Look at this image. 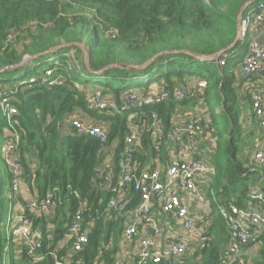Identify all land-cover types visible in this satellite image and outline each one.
I'll return each mask as SVG.
<instances>
[{
    "label": "trees",
    "instance_id": "obj_1",
    "mask_svg": "<svg viewBox=\"0 0 264 264\" xmlns=\"http://www.w3.org/2000/svg\"><path fill=\"white\" fill-rule=\"evenodd\" d=\"M248 1L254 2L0 0V86L12 91L8 96L16 108L10 119L0 108V136L6 141L5 136L13 129L18 132V148L13 156L23 165L22 180L38 199L53 188L58 189L49 213L34 214L42 247L37 252L41 258L30 262L26 248L21 246L17 253L15 243L7 240L2 226L10 201L13 206L17 202L23 206L26 199L20 194L14 199L2 196L5 179L0 178V264L5 258L7 264H55L52 252L60 260L68 256L69 264H113L119 256L123 220H104L100 215L112 194L97 179L96 172L111 153L113 181L117 180L120 154L129 130L127 116L133 112H139L147 126L153 121L151 113L155 112L162 131L161 141L155 139L152 127L140 133V145L133 153L138 170L159 164L165 166L170 161L172 143L176 142L169 137L176 109L187 104L198 105L196 98H201L200 105L204 108L201 115L210 121V141L214 143L209 159L216 168L214 190L228 192L245 180L243 174L248 167L236 157L243 125L233 68L242 60L246 49L240 48L237 55L232 51L240 44L247 46V37L241 42L235 39L237 14ZM76 42L87 45L90 70L82 61V66L74 62L71 51L81 53ZM223 50L228 52L223 66L196 57ZM24 59L29 64L19 67ZM19 68H24L23 74L16 75ZM46 69L52 71L50 79L61 83L48 85L43 81ZM4 74H13V77H4ZM31 78L34 81L30 82ZM195 80L197 84L191 83ZM176 87H196L198 96L188 94L181 100L176 99L172 95ZM95 89H100L104 99L116 106L129 91L144 95L164 89L169 98L109 115L86 108L87 97ZM73 111L86 119L94 118V123L107 132V141L77 134L70 122ZM217 122L227 130L222 155H219L222 146ZM156 142L159 151L155 150ZM7 177L11 180L10 172ZM128 191V208H132L138 194L131 187ZM247 191L243 186L233 203L246 206ZM80 201H85L89 208L82 211L83 227L88 229L87 243L82 251L72 253L66 228L72 214L80 208ZM212 207L213 212L217 211L215 203ZM205 231L209 239L196 247L186 264L218 263L229 240L218 211L213 224Z\"/></svg>",
    "mask_w": 264,
    "mask_h": 264
},
{
    "label": "built area",
    "instance_id": "obj_2",
    "mask_svg": "<svg viewBox=\"0 0 264 264\" xmlns=\"http://www.w3.org/2000/svg\"><path fill=\"white\" fill-rule=\"evenodd\" d=\"M237 24L236 41L244 40L247 37L246 52L241 60L240 69L242 76L248 77L258 73L264 63V0H255L253 3L252 1L245 2L242 11L239 12ZM196 57L200 60H213L218 66H223L227 61L228 52L223 50L213 55H197ZM51 76L52 71L46 69L43 81H46L48 85L55 82L61 83L58 79H50ZM29 81H34V78ZM11 92L6 86H0V108L8 119L16 113V108L10 103L11 98L8 96V93ZM188 94L198 96V88L176 87L172 95L181 100ZM167 98H169V93L164 89L152 90L144 95L129 91L123 97L121 104L116 106L111 101L104 99L100 89H95L87 97L86 108L114 115L132 107L141 108L146 104L158 103ZM196 99L200 105L201 98ZM250 105L253 116L258 120L260 127L264 128V86L251 89ZM151 117L153 121L147 126L142 122L139 112H133L127 116L129 130L125 134L124 148L120 154L121 170L115 182L113 181L114 168L111 153L97 168V179L112 194L100 215L104 220L115 219L118 216L123 217L121 243L124 245L133 243L141 225L148 227L150 231L149 236L139 239L137 250L131 260L118 256L114 259L113 264H185V254L192 246L196 223L186 197L190 196L196 201L204 202L206 198L198 181L205 176L215 175L213 165L203 158L196 157L187 159L174 157L169 161L164 171L158 166L138 170L133 153L135 147L140 145V133L152 127L155 139L162 140V131L157 124L156 113L152 112ZM70 122L77 134L93 137L101 142L107 141L105 129L98 123L88 121L80 112L73 111ZM210 130V121L199 115L191 119L180 118L171 126L169 137L173 138L177 144L182 143L185 137L209 142ZM18 142V132L13 129L11 134L6 137L7 149L3 152L11 174L8 198L12 199L20 194L23 177V165L13 156L14 151L18 148ZM155 150L159 151L158 142L155 143ZM254 161L264 173V145L254 152ZM129 187L138 194L137 202L132 208H128ZM56 193H58V189L53 188L44 198L34 197L26 200L21 210L14 211L6 220L7 240L15 243L17 253L21 246H24L30 262L41 258L37 252L42 247L39 231L35 227L34 214L38 211L41 214H48L52 207V198ZM74 194L78 197L76 192ZM250 198L260 199L261 197L251 194ZM213 202L216 204L217 211L224 220L229 234L228 243L221 251L217 264H239L237 255L240 250L245 246L257 243V228L264 227V208L239 207L229 202L219 203L215 198H213ZM79 205L80 208L72 214L66 228L72 253L82 251L87 243L88 229L83 227L82 211L89 210V208L85 201H80ZM153 205H157L162 215L170 217L181 228L178 235L165 244L162 243V239L160 240L163 235V227L152 212ZM51 255L55 264H69L68 256L60 260L57 258V253L52 252Z\"/></svg>",
    "mask_w": 264,
    "mask_h": 264
},
{
    "label": "crops",
    "instance_id": "obj_3",
    "mask_svg": "<svg viewBox=\"0 0 264 264\" xmlns=\"http://www.w3.org/2000/svg\"><path fill=\"white\" fill-rule=\"evenodd\" d=\"M256 30V28H255ZM257 33V30L255 31ZM241 52V49H234L232 53L235 55L239 54ZM245 53V52H244ZM240 62L234 65L233 71L236 73V89L240 98V108L242 110L241 119H242V125H243V132L242 135L247 137L252 141V145L249 148V146H246V150L243 153V157L241 162L246 163V166L248 167V170L246 173L243 174L245 176V180L240 183L236 189L231 188L226 191H222L221 193H216V191L213 188L214 180L216 177V168L212 162L209 161L210 157L207 155H210L214 149V144H212L211 141L206 142L208 145V148H202L201 143L205 141H200L198 138H191V137H185L182 141V143L177 144V142L172 143V150L170 155V160L174 157L187 159L190 157H196V158H203L206 161H208L213 167L215 168V175L213 176H205L201 178L198 181V184L200 188L202 189V192L204 193V196L206 200L204 202H199L194 200L190 196H185L196 219L195 228L193 231V243L191 248L188 252L185 254V262L188 258L194 253L197 246L200 244H204L206 240L209 239V236H206L205 230L207 227L211 226L213 224L214 218L217 215V211L213 212V198H215L216 201H219V203L223 202H229L233 203L234 199L237 198V196L240 194V192L243 190V186H246L248 188L247 196H246V206L244 207H256V208H264V173L261 171V169L256 165L254 161V152L262 147L264 145V128L260 127L258 120L253 116L251 105H250V91L254 87L261 88L264 86V63L262 65L261 70L253 75L252 77H245L241 74L240 69ZM198 80H195L191 83L197 84ZM155 88V87H154ZM249 94V98H248ZM204 108L201 105H195L192 106L191 104L182 105L179 106L176 109L173 123L177 121L180 118H186L191 119L195 116H201L203 118ZM81 114V113H80ZM82 115V114H81ZM92 119L94 118H87L88 121L94 122ZM237 157V156H236ZM239 160V159H238ZM240 161V160H239ZM167 165L162 166L158 165L162 169V171L165 170ZM225 182V180H224ZM251 194H257L260 195V199H251ZM20 195L22 198H25L26 200L30 198L36 197V193H32L30 186L25 182L23 179L20 184ZM213 195V196H212ZM13 206V204H12ZM22 206L19 202L15 203L13 206V211H19L21 210ZM152 212L155 215V217L161 222L163 227V235L160 238L162 239V243H167L168 240L176 237L178 233L180 232L181 228L178 224L174 223V221L167 216H164L160 213L159 209L157 208V205H153ZM123 220L122 216H118L117 218H111L109 220ZM257 234H258V240L256 244L248 245L243 247L239 254L237 255V260L239 264H264V254L262 253V249L264 247V227L257 228ZM150 231L148 230V227L146 226H139L138 234L134 240L133 243H130L128 245H124L121 243V235L119 238V256H122L125 259L131 260L137 250L138 241L141 237L149 236ZM203 237H206V239H203ZM186 264V263H185Z\"/></svg>",
    "mask_w": 264,
    "mask_h": 264
},
{
    "label": "rangeland",
    "instance_id": "obj_4",
    "mask_svg": "<svg viewBox=\"0 0 264 264\" xmlns=\"http://www.w3.org/2000/svg\"><path fill=\"white\" fill-rule=\"evenodd\" d=\"M238 15H239V12L237 14V17H238ZM75 44L81 49V53L76 52L74 50L71 51V54L74 55L73 56L74 62L77 64V66H82V63H81V61H82L84 63L83 65L85 67H87L88 70H90L89 66H88V48H87V45L85 43H83V42H81V43L76 42ZM70 45H74V43L70 44ZM63 46H68V45L64 44ZM242 47H244V49H246V45L244 46L242 44L238 45L237 49L238 50L240 48L243 49ZM77 54H78V56H77ZM27 64H29V60L28 59L27 60L24 59V62L19 67H25ZM118 65L121 66L122 64H118ZM43 66H44V64H42L39 67L38 70L41 71ZM129 67H130V65L127 66L126 68H129ZM23 71H24V68H19L15 73H16V75H21V74H23ZM12 75L13 74H11V75L7 74L8 77H11ZM7 76H5V74H4V77H7ZM24 78L26 79V78H28V76H25ZM25 82L26 81H24L23 83H25ZM216 128L219 130V133H220V135H219V143L222 146V148L219 151V155H222L223 147H224V139H225V136L227 135V130H226V127H223V125H221L219 122L216 123ZM10 134H11V132L9 134H7L5 137H7ZM247 145L250 148L251 145H252V141L250 139H248L247 137H245L244 135H242L240 140H239V142L237 143V154H236L237 159H239L240 161L243 160L242 159L243 153L245 152ZM201 147L202 148H208V149L210 148V147H208L206 142L201 143ZM6 149H7V147L5 145L4 137L0 136V178L2 176H4L3 178L5 179V182H4L3 187H2V192H3L2 196H6V199H8L7 196L9 194V190H10V179L7 177V172H9V169H8V166H7V164L5 162V159L3 157V152H5ZM207 156L210 157V155H207ZM7 201H9V200H7ZM13 212H14L13 211V206H12V203L10 201V206L8 207L7 211L4 213V216L2 217V226L5 227V223H6V220H7L8 216H10ZM7 263H8V259L5 258L2 261V264H7Z\"/></svg>",
    "mask_w": 264,
    "mask_h": 264
},
{
    "label": "water",
    "instance_id": "obj_5",
    "mask_svg": "<svg viewBox=\"0 0 264 264\" xmlns=\"http://www.w3.org/2000/svg\"><path fill=\"white\" fill-rule=\"evenodd\" d=\"M254 1H255V0H254ZM243 6H244V4H243V5H242V7L240 8L239 12H240V11H242V8H243ZM235 41H236V39H235ZM36 214H37V215H40V214H41V212H40V211H38Z\"/></svg>",
    "mask_w": 264,
    "mask_h": 264
}]
</instances>
